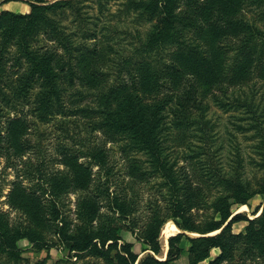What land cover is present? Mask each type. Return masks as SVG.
Wrapping results in <instances>:
<instances>
[{"label": "rangeland", "instance_id": "obj_1", "mask_svg": "<svg viewBox=\"0 0 264 264\" xmlns=\"http://www.w3.org/2000/svg\"><path fill=\"white\" fill-rule=\"evenodd\" d=\"M3 1L0 0V9L6 4ZM60 1L66 2L62 8L48 11L45 17L36 24L22 22L10 27L9 20L1 21L0 124L4 127L8 118L25 116L26 126H29L27 139L30 140V145L24 153L17 155L15 150L8 149L9 138L1 141L3 147L2 150L0 149V185L3 196L0 197V208L8 213L12 223H26L28 222V211L21 206L14 208L7 201L13 182L22 180V185L29 189L39 188L41 191L54 192L56 185L51 182V178H66L65 184L69 186L62 193L59 202L62 203L65 216L69 220H75L77 198L80 194H87L89 191V187H77L78 152L81 155L78 162L90 166L91 169L89 180L92 178V181L88 186L92 185L94 188L98 181L108 178L111 185L110 190L119 195L122 207L111 213L107 208H103L102 212L110 213L117 221L122 239L132 243L133 250L143 257L150 248L143 242L148 230L155 228L159 222L163 221L160 224L158 241L161 246L159 256H164L167 248L161 234L162 229L168 222L175 226L169 218L170 211L165 201L173 193L171 187L163 184V177L159 173L154 174L155 177L148 178L133 175V170L129 167L131 156L138 158L142 166H148L145 156L139 153L133 154L134 152L127 153L122 148L125 142L117 140L114 135L103 131L93 133L88 128L83 131L82 122L90 119H83L79 115L65 118L58 113L57 107L53 110L57 113L56 115L39 116V118L33 111L39 98V89L29 91L27 86L24 88V85L28 84L25 75L27 71L24 69L27 66L30 67L32 61L27 59L28 55L22 49V45L25 44L26 49L31 52L41 50L55 52L64 63V72L58 73V82L64 88L75 90V99H77V90L87 93L88 87L85 84L92 83L87 78L90 72L95 74L100 71L106 72L109 76L107 88L114 87L120 81L118 76L124 68L134 67L147 57L150 49L155 50V47L148 46L147 42L150 31L161 15L162 0ZM209 1L206 6L197 9L194 13V8H189V4L175 0V4L186 8L192 16H197L199 22L206 24L205 30L189 33L186 39L187 45L194 49L193 53L206 56L214 55L213 48L220 44L225 49L220 51L225 54L223 62L224 64L229 63L226 61L227 58L239 52L243 33L238 25L229 26L227 22L235 21L240 14H244L249 23L264 26V14L262 13L264 0ZM57 2L59 0H46V4ZM244 2L252 5L248 6ZM6 8L14 13L25 14L29 11V5L25 0L9 1ZM155 8L156 11L153 12ZM214 23H219L221 30L216 39L211 37L213 29L207 25ZM180 35L181 33L178 32L176 36ZM209 44H213L214 47H209ZM164 45L167 49L163 54L159 69L169 62L167 52L170 45L167 41ZM257 49L258 47L254 51ZM23 75H25L24 78ZM180 79L174 73L165 72L161 78L165 88L170 90L174 84L177 85ZM247 79L251 87L244 86V89L255 91L254 102L258 107L257 112L261 114L262 126H264V77L260 72V63L255 68L252 67ZM17 88L21 92H18L19 97L15 98L14 91ZM216 96L221 97L222 95L216 92ZM69 97V94L63 93L61 101L67 103L72 109L74 106L69 103ZM212 99L209 97L204 101L207 103L208 110L202 115L203 119L201 116L197 118V122L189 127L190 130L184 134L185 136L178 133V136L182 137L179 141L174 139L175 134L172 133L168 124L162 136L165 138L166 145L177 148L170 158L175 161V172L181 177L182 194L188 196V198H183L186 205L184 218L188 224L198 228L207 224L210 217L214 215V198L228 194L233 189L234 182L239 181L247 188L256 189L264 180L260 178L263 173L262 166L258 165V162H264L261 160V154L264 155V142L262 141L264 136L262 138L254 136L255 128L246 129L250 120L249 115L245 113V108L237 111H233V108L224 111ZM91 100L92 98L89 102ZM56 102L57 100H53V104ZM238 126H243L245 129H239ZM228 132L235 134L232 142L228 139ZM23 135L24 133L21 139ZM83 144H87L89 149L82 148ZM238 146L241 155L236 156L234 149ZM94 148L106 150L108 164L105 169L100 170L88 156L83 157L86 152L90 154L92 150H95ZM189 154H195L205 164L216 166L213 167L215 170L213 168L204 170L199 165L193 166L189 162ZM22 172L26 174V178L20 177ZM220 174L223 175L219 176ZM223 176L225 178H222ZM40 178L42 182L43 180L46 182L41 188L37 183L34 184L36 181L41 182ZM50 182L52 183L51 188ZM263 203L262 197L255 195L249 200V206L246 205L244 210L238 205H233L232 210L245 212L253 218L251 217L252 210L257 206H262ZM247 224L245 221L235 223L233 233L244 235ZM176 233H185L189 237L199 235L193 232L178 231V229L169 235ZM43 237L44 240L51 241L49 249L32 244L26 239L19 240L20 256L12 258L0 252V264H111L109 257L100 256L94 251L80 253L69 251L67 247L60 244L49 229L43 231ZM258 238L261 243L260 247H253L245 240V243L242 241L241 250H251L253 256L264 262V230ZM189 245L187 240L182 241L180 245L182 251L174 264H190L191 258L187 252ZM216 254H219V249L211 252L210 259ZM207 262L208 260H204L200 264H208Z\"/></svg>", "mask_w": 264, "mask_h": 264}, {"label": "trees", "instance_id": "obj_2", "mask_svg": "<svg viewBox=\"0 0 264 264\" xmlns=\"http://www.w3.org/2000/svg\"><path fill=\"white\" fill-rule=\"evenodd\" d=\"M9 1L12 0L3 2ZM25 1L29 5L28 13L0 11V27L4 19L9 20L10 27L22 22L36 24L45 17L48 11L62 8L66 3L60 0L52 4H46V0ZM181 1L189 4V8H194V13L210 2L209 0ZM244 3L248 6L252 5L248 2ZM160 6L161 15L150 31L147 42L148 46L155 47V50L150 49L147 57L134 67L124 68L118 76L120 81L116 86L107 88L109 76L106 72L100 71L96 74L90 72L87 78L92 83L85 84L88 87L87 93L77 90V99H75V90L64 88L58 82V73L64 72V63L61 58L49 50L28 51L27 45L23 44V52L28 55L27 59L32 61V65L24 69L27 71L25 75L28 82L24 88L27 86L29 91L39 89V98L33 108L38 117L56 115L57 113L53 110L57 107L58 113L65 118L79 115L83 119H90L84 122L85 124L82 122L83 131L88 128L93 133L103 131L114 135L117 140L125 142L122 148L127 153L134 152L133 154L139 153L145 156L148 166H142L138 158L131 156L129 167L133 170V175L148 178L155 177L156 173L161 174L163 184H168L173 191L169 199H165L170 211L169 218L178 229L199 235L196 237H189L185 233L171 235L167 241L166 257L158 259L155 255H159L161 251L158 241L160 224L163 222L161 221L158 226L148 230L143 242L150 247L149 252L139 258V254L133 250L132 243L122 239L119 233L120 227L110 214L122 207L119 195L110 190L111 185L108 178L98 181L94 188L92 185L88 186L92 181V178L89 180L91 169L90 166L78 162L81 155L77 152V187H89V191L87 194H80L77 198L75 220H69L65 216L62 203L59 202L62 193L69 186L65 184L66 178H51V182L56 185L54 192L41 191L39 188L29 189L22 185V180H15L7 201L14 208L20 206L25 208L29 213L28 222L12 223L8 213L0 208L1 253L18 258L21 253L18 241L23 239L49 249L52 243L44 240L43 237V231L49 229L60 244L67 247L69 251L77 253L94 251L100 256L109 257L111 264H174L180 256L182 251L180 245L184 239L190 244L187 249L191 258L190 264H200L208 259L210 251L214 248H218L220 253L208 264H264L252 255L251 250H241L242 241L245 243V240L253 247H260L258 236L264 230V203L252 210L253 218L245 212L234 213L232 210L233 205L249 206V200L255 195H260L264 201V180L256 189L247 188L239 181L234 182L233 189L228 194L214 198V215L210 217L207 224L201 228L194 227L184 218L186 205L183 198H188V196L182 194L181 177L175 172V161L170 158L177 148L166 145L165 138H162L163 131L168 128H165L168 124L172 133L175 134L174 139L179 141L182 137H179L178 133L179 135L186 134L190 130L189 127L197 122V118L201 116L203 119L202 115L208 110L207 103L204 101L209 97L213 98V102L221 106L224 111L232 108L233 111L245 108V113L249 115L250 120L246 129L255 128L254 136H259V138L264 136L263 119L257 112L258 107L254 102L255 91L244 89L251 87L247 76L251 74L252 67L255 68L259 63L260 72L264 77V26L249 23L244 14H240L235 21L227 22L229 26L238 25L242 29L243 36L239 52L228 57L226 61L229 63L224 64L225 54L220 52L225 50L224 46L218 44L213 48L215 56H199L193 53L194 49L187 45L186 39L189 33L205 30L206 24L199 22L197 16H192L186 8L175 4V0H162ZM155 11L156 8L153 12ZM262 13L264 14V9ZM207 25L213 29L211 37L218 38L221 31L219 23ZM178 32L181 33L179 37L176 36ZM165 41L170 45L167 52L169 62L159 69L163 54L167 49L164 45ZM209 47H214V45L209 44ZM256 47L258 49L254 51ZM163 72L174 73L181 78L171 90L165 88L161 80ZM18 92L21 91L17 88L14 91L15 98L19 97ZM89 92L92 94L89 95ZM216 92L222 96L217 97ZM63 93L69 94V103L74 108L70 109L67 103L61 101ZM53 100L57 102L53 104ZM6 121L4 127L0 124V149L2 150L3 147L1 141L9 138L8 149L11 148L16 151L15 154L21 155L30 145V140L27 139L29 126H26V117L20 115L17 118H8ZM238 128L245 129L243 126H238ZM23 133L24 137L21 139ZM228 133V139L232 142L235 134ZM262 141L264 142V139ZM81 147L89 149L87 144ZM94 149L90 154L86 152L83 157L88 156L100 170L105 169L108 164L106 150ZM238 149L239 146L234 149L236 156L241 155ZM188 158L193 166L199 165L204 170L216 167L205 164L195 154H189ZM261 160L264 161L262 154ZM258 165L262 166L263 170L260 178H264V162H258ZM20 177L26 178L27 176L22 172ZM51 182L49 183L50 188L52 187ZM36 183L41 188L46 182L45 180L42 182L41 179V182L36 181L34 184ZM1 196L3 195L0 185ZM33 208L35 209L30 210ZM103 208H107L110 213H103ZM260 209H262L261 213L257 216ZM243 221L248 223L244 235L234 234L233 225Z\"/></svg>", "mask_w": 264, "mask_h": 264}, {"label": "bare ground", "instance_id": "obj_3", "mask_svg": "<svg viewBox=\"0 0 264 264\" xmlns=\"http://www.w3.org/2000/svg\"><path fill=\"white\" fill-rule=\"evenodd\" d=\"M246 208V206H241L240 209L244 210ZM177 228L171 223V222H168L167 224H165V226L163 227L162 229V237H163V240H164V245L166 246V240H167V237L170 233H172L174 230H176Z\"/></svg>", "mask_w": 264, "mask_h": 264}, {"label": "crops", "instance_id": "obj_4", "mask_svg": "<svg viewBox=\"0 0 264 264\" xmlns=\"http://www.w3.org/2000/svg\"><path fill=\"white\" fill-rule=\"evenodd\" d=\"M6 4H7V3H6ZM6 4H4V5L1 7L2 10H6V9H7V8H6ZM1 9H0V10H1ZM261 210H262V209H260V211L257 213V216L260 214ZM237 212H238V211H237ZM234 213H236V212H234ZM251 217H254V216L251 215ZM175 226H176V225H175ZM177 229H178V228H177ZM178 231H181V230L178 229ZM176 234H177V233H176ZM172 235H175V234H172ZM159 236H160V234H159ZM170 236H171V235H169L168 238H169ZM168 238H167V240H166V248H167V250H168V242H167V241H168ZM215 249H218V248H214V249H212V250L210 251V255H211V252H212L213 250H215ZM167 250H166L164 256H161V257H160L159 255H155V257H157L158 259H164V258L166 257V254H167ZM219 253H220V250H219ZM217 255H218V254H216V256H217ZM216 256H215V257H216ZM215 257H214V258H215ZM139 258H140V256H139ZM214 258H212V259H214ZM212 259H210V256H209V258L206 259V260H208V262H209V261L212 260ZM208 262H207V263H208ZM201 263H202V262H201Z\"/></svg>", "mask_w": 264, "mask_h": 264}]
</instances>
